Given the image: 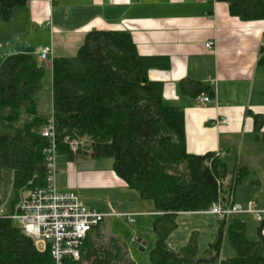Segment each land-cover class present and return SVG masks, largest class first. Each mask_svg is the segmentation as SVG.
Wrapping results in <instances>:
<instances>
[{
    "label": "trees",
    "instance_id": "trees-1",
    "mask_svg": "<svg viewBox=\"0 0 264 264\" xmlns=\"http://www.w3.org/2000/svg\"><path fill=\"white\" fill-rule=\"evenodd\" d=\"M31 0H0V21H12L14 11ZM229 7L231 17L242 22H264V0H216ZM264 42V35H263ZM259 65L264 66V45ZM167 60L142 57L130 33L93 31L76 56L52 59L48 63L29 54L8 57L0 66V210L5 208L3 187L8 180L12 197L0 214V264H52L49 251L39 252L34 241L7 217L16 212L23 192L47 188V152L51 141L42 135L50 124L55 129L57 154L69 161L81 156L113 160V171L140 200L152 202L160 218L154 225L156 241L151 264H264L263 224L259 240L248 239L247 225L235 217L219 221V235L200 254L195 239L176 253L167 240L176 230L179 214L208 212L219 197L228 205L242 170L233 185L219 190L217 180L228 177L227 165L216 154L196 156L186 148L184 114L164 102V84L149 79L153 69L166 67ZM51 71L52 113L39 112L38 96ZM193 87L192 95L208 93L210 87L199 82L182 84ZM254 119L255 131L264 118ZM88 141V151L74 154L72 141ZM82 142V141H81ZM80 151V150H78ZM22 197V196H21ZM228 233L237 256L220 259L223 236ZM89 236V235H88ZM81 248V260L92 264H133L123 248L114 241L103 251ZM113 249L117 254H112ZM68 261L66 264H79Z\"/></svg>",
    "mask_w": 264,
    "mask_h": 264
},
{
    "label": "crops",
    "instance_id": "crops-1",
    "mask_svg": "<svg viewBox=\"0 0 264 264\" xmlns=\"http://www.w3.org/2000/svg\"><path fill=\"white\" fill-rule=\"evenodd\" d=\"M93 31L128 32L140 56L167 60L166 67L149 72V79L164 84L166 105L183 111L188 153L221 154L228 174L233 172L232 178L242 170L243 180L234 190L233 202L242 206L256 202L264 210V200L258 199L260 196L264 199V126L257 133L254 119L249 115L264 118V66L259 65L264 22H242L231 17L228 5L216 0H31L14 11L12 21H0V66L16 54L38 57L45 47L53 48V59L74 57ZM209 43L213 48H206ZM188 82L210 87L214 92L211 101L201 102L209 97L204 91L192 95L193 87L184 90L182 84ZM57 169V188L63 193L72 192L80 197L82 190L106 184L129 190L114 173L111 159L81 156L69 161L59 156ZM232 185L226 180V188ZM138 199L142 201L139 196ZM89 200L82 202L89 209L108 215L107 218L122 220L116 215H132L133 219L156 215L159 219L161 216L155 210L153 213L116 211L111 205L108 211H103L100 206L94 207L93 199ZM190 215L201 216L208 223L215 217L207 212L177 215L176 230L167 240L173 252H180L192 239L200 249L197 232L180 245L174 242L177 236L174 233L180 229L177 219ZM248 216L237 218L246 223L241 217ZM216 221L218 224L217 218ZM129 224L137 222L134 219ZM134 230L137 232L124 243L110 234L103 222L89 234L83 254H89L90 245L105 251L114 241L123 248V254H129L132 248L129 244L133 245L139 235L138 227ZM140 240L146 249L148 242ZM210 245L203 246L204 252ZM133 248L141 251L139 247ZM112 254H117L114 249ZM221 255L222 250L220 259ZM85 260L92 264L94 259Z\"/></svg>",
    "mask_w": 264,
    "mask_h": 264
},
{
    "label": "built area",
    "instance_id": "built-area-1",
    "mask_svg": "<svg viewBox=\"0 0 264 264\" xmlns=\"http://www.w3.org/2000/svg\"><path fill=\"white\" fill-rule=\"evenodd\" d=\"M209 1V0H200ZM207 49L213 48V44L206 45ZM53 48L45 47L38 52L40 61L48 63L53 59ZM210 97L201 99L202 103H209ZM42 135L51 141V147L47 152V168L49 170L48 187L35 189L25 194L19 202L16 212L7 218L12 220L29 238L34 241L37 250L41 253L49 251L52 264H66L71 261L77 263L81 260V248L88 235L99 228L108 215L89 209L84 205L80 197L72 192L63 193L57 188L58 171L56 168L57 145L55 129L50 124L42 132ZM83 143L72 142L70 148L78 151ZM221 157V154H217ZM219 190L226 187V180L218 179ZM215 216L219 221L230 220L242 215H250L257 222L264 221V210L254 202L246 207L233 202L230 197L228 205H225L219 197L207 212ZM4 214V210H0ZM133 223L132 215H116Z\"/></svg>",
    "mask_w": 264,
    "mask_h": 264
},
{
    "label": "rangeland",
    "instance_id": "rangeland-1",
    "mask_svg": "<svg viewBox=\"0 0 264 264\" xmlns=\"http://www.w3.org/2000/svg\"><path fill=\"white\" fill-rule=\"evenodd\" d=\"M76 55V54H75ZM51 74L50 69H48L47 77L44 80V90L43 92L38 96V104H39V112L41 115L49 116L52 113V105L50 103V96H51ZM78 140V141H72V142H80L82 141L83 145L80 146L79 150H72L71 151L76 154L78 152H81V154L85 151H88V146L90 143L88 141ZM71 142V143H72ZM85 156V155H84ZM63 160V159H62ZM58 161L59 156H57L56 160V168H58ZM109 163L110 161H103ZM58 171V169H57ZM233 172L230 171V174H228V177L226 178L227 182L229 184L233 183L234 178ZM230 176V177H229ZM58 177V176H57ZM25 195V192L21 194L23 197ZM245 197L248 196V193L242 194ZM19 198V202L21 201V197ZM78 196V195H77ZM82 197L81 199H93L94 207L100 206L101 210L108 211V206L115 207L116 211H129V212H145V213H153L154 212V205L153 203L149 201H139L138 199V193L134 191H129L125 189H119L113 184H106L104 186H98L93 187L90 190H82L81 194L79 195ZM3 197H4V206L7 208L11 201L12 192H11V186L8 180H6L4 187H3ZM255 197V196H254ZM260 196L258 199L264 200ZM90 201V200H89ZM134 201L136 203L134 204ZM256 205L257 203L254 202ZM249 204V203H248ZM247 204V205H248ZM246 205V206H247ZM244 206V207H246ZM258 206V205H257ZM4 208V210H6ZM263 210V209H262ZM243 220L246 221L248 226V232L247 237L251 241H258V229L261 226L259 222H256L255 218L253 216L248 217H241ZM137 224L131 225L124 219H113V218H106L105 223L107 226V229L110 234L114 235L115 237L120 238L124 243L128 242L130 237L133 235L134 231L137 232V230H134L135 227H138L139 234L136 236L138 239H144L148 242V246L146 249L137 251V249L133 248L134 246L132 244H129V247L132 246V248H129V254L128 258L133 262V264H151L150 262V256L151 252L154 249L155 244V233L154 229L151 227V224L153 225L156 220H158V216L156 215H147L145 217H135L134 218ZM148 220H150L151 223L148 224ZM146 221V222H145ZM177 223L180 226V229L178 232L174 233L176 235L174 242L176 241V245L182 244V241L186 242V239L191 236V233L197 232L199 233V246H200V254L205 253V246L214 244L219 235V225L217 224L216 218L212 217L210 218V223L207 221H203V218L201 216H185V217H179L177 219ZM15 226H17L16 223H14ZM140 228L142 230H140ZM196 233V234H197ZM264 233V232H263ZM142 235V236H141ZM223 236L224 243L222 246V259H231L233 257L237 256V253L235 249L232 247L231 242L229 240L228 233L226 232ZM174 238V237H173ZM171 241H173L171 239ZM204 246V247H203ZM79 264H91L90 262H87L85 259L82 258L81 262ZM117 264V263H116Z\"/></svg>",
    "mask_w": 264,
    "mask_h": 264
},
{
    "label": "water",
    "instance_id": "water-1",
    "mask_svg": "<svg viewBox=\"0 0 264 264\" xmlns=\"http://www.w3.org/2000/svg\"><path fill=\"white\" fill-rule=\"evenodd\" d=\"M140 239L136 238L135 242L133 243L134 247H139L140 250H144V246L140 245Z\"/></svg>",
    "mask_w": 264,
    "mask_h": 264
}]
</instances>
